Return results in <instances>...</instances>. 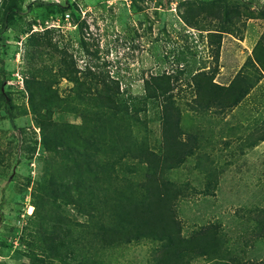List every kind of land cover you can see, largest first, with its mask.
<instances>
[{
  "label": "rangeland",
  "instance_id": "1",
  "mask_svg": "<svg viewBox=\"0 0 264 264\" xmlns=\"http://www.w3.org/2000/svg\"><path fill=\"white\" fill-rule=\"evenodd\" d=\"M33 1L20 0L22 11L0 41L3 88L15 103L14 119L0 110V152L4 158L0 162V264L28 263L27 242L49 231L48 219L32 221L31 192L37 182L47 183L51 178L53 154L40 144L27 86L39 82V89L51 87L60 97H74L73 83L60 76L66 71L63 57L74 61L80 77L89 76L90 68L100 79L112 80V85L117 82L121 97H134L139 108L145 80L156 75L170 77L173 96L182 111V129L200 137L194 154L167 171V178L183 188L176 204L182 235L188 237L213 225L224 251L221 259L197 256L189 264L263 259L264 236L257 235L254 218L264 207V140L250 148L241 144L257 123V128H264V73L245 99L228 112L210 109L203 114L187 104L192 73L210 71L215 65V45L209 32L218 25L202 20L189 26L181 18L185 7L180 2L209 0H41L68 2L70 10L64 12L57 7L53 11L47 7L30 10L27 5ZM252 2L251 17L244 26L242 21L236 25L242 33L238 29V35H222L214 79L219 84L231 81L264 35V0ZM1 12L0 7V16ZM28 52L36 56L32 58ZM88 82L94 84L90 76ZM76 108L77 112L55 108L51 117L62 126H80L95 111L87 103L85 107L76 104ZM138 113L142 123L133 126L135 134L147 136L157 148L161 140L157 105L150 103L146 111ZM17 127L38 139L33 156L21 149ZM133 163L130 160L129 167L121 169L120 177L124 174L132 181L141 177L144 166ZM210 170L214 175L208 174ZM64 209L69 217L88 221L73 206ZM154 245L149 241L121 244L110 247L103 256L108 264H149ZM74 246L75 257L94 258L98 253L91 247Z\"/></svg>",
  "mask_w": 264,
  "mask_h": 264
},
{
  "label": "trees",
  "instance_id": "2",
  "mask_svg": "<svg viewBox=\"0 0 264 264\" xmlns=\"http://www.w3.org/2000/svg\"><path fill=\"white\" fill-rule=\"evenodd\" d=\"M180 4L185 7L181 18L189 26L202 20L218 25L209 32L215 45V65L210 71L192 73L188 107L203 114L210 109L228 112L245 99L264 73L262 35L228 84L214 81L222 35H238L236 25L242 21L244 26L246 19L251 17L254 3L252 0H209L196 4L182 1ZM69 5L68 2L62 5L34 0L27 6L30 10L47 7L52 11L57 7L64 12L70 10ZM0 7L2 41L3 32L11 27L22 8L20 0H2ZM29 53L32 58L36 56L35 52ZM61 60L66 71L60 76L73 83L74 97L70 94L60 97L56 91H51V87L39 89V82L27 86L30 109L39 127L40 144L53 154V171L47 183L37 182L32 187V221L40 223L48 219L50 223L48 233L43 231L27 242L29 261L25 264H108L103 256L107 249L142 241L155 244L149 264H189L191 258L197 256L223 258L224 251L215 226L202 227L188 237L182 235L176 204L183 188L167 178V171L194 154L200 137L183 131L182 111L173 96L170 77L156 75L145 80L142 108H139L140 103L136 104L134 97H121L117 82L112 85L109 82L112 80L100 79L87 68L88 75L94 80L90 85L89 76L78 75L80 71L73 60L64 57ZM3 74L1 69L0 110L14 119L15 103L3 88ZM86 103L92 104L95 111L92 118L80 126H62L51 117L55 108L77 112L76 104L85 107ZM150 103L157 105L160 118L161 140L157 148L150 145L147 136H137L133 130L134 125L142 123L138 112L141 109L146 111ZM257 125L242 141L243 148L253 147L264 140V128H257ZM78 128L83 130L80 132ZM16 129L21 149L33 156L38 139L24 127ZM2 157L3 152H0V162L4 159ZM126 159L133 160L134 166H144L137 181L124 174L120 177L121 169L129 167ZM214 173L208 172L209 175ZM67 205L73 206L88 221L69 217L64 209ZM256 212L257 235L264 236V207ZM76 244L81 248L91 247L98 253L94 258H85L82 254L80 258L75 257ZM229 264H264V258Z\"/></svg>",
  "mask_w": 264,
  "mask_h": 264
}]
</instances>
